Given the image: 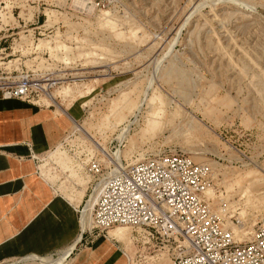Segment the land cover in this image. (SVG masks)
<instances>
[{"label":"rangeland","instance_id":"rangeland-1","mask_svg":"<svg viewBox=\"0 0 264 264\" xmlns=\"http://www.w3.org/2000/svg\"><path fill=\"white\" fill-rule=\"evenodd\" d=\"M3 104L57 122L37 176L53 197L86 195L84 224L94 181L79 167L175 150L210 166L229 226L264 223V0H0ZM121 229L95 240L128 264H170L166 244Z\"/></svg>","mask_w":264,"mask_h":264},{"label":"built area","instance_id":"built-area-1","mask_svg":"<svg viewBox=\"0 0 264 264\" xmlns=\"http://www.w3.org/2000/svg\"><path fill=\"white\" fill-rule=\"evenodd\" d=\"M85 165L78 170L92 176L97 201L84 231L131 228L147 243L166 244L170 264H264V223L245 237L242 221L229 226L217 214L207 194L209 165L176 150L132 164L110 161L106 167L94 159Z\"/></svg>","mask_w":264,"mask_h":264},{"label":"crops","instance_id":"crops-1","mask_svg":"<svg viewBox=\"0 0 264 264\" xmlns=\"http://www.w3.org/2000/svg\"><path fill=\"white\" fill-rule=\"evenodd\" d=\"M55 124L46 112L0 108V264H128L110 239L95 240V232L83 230L86 195L53 197L39 180L37 144L54 139Z\"/></svg>","mask_w":264,"mask_h":264},{"label":"bare ground","instance_id":"bare-ground-1","mask_svg":"<svg viewBox=\"0 0 264 264\" xmlns=\"http://www.w3.org/2000/svg\"><path fill=\"white\" fill-rule=\"evenodd\" d=\"M75 122V121H74ZM78 125V124H77ZM82 132H83V129H80ZM85 133V132H84ZM87 136V135H86ZM88 138H89V136H87ZM91 140V139H90ZM93 142V141H92ZM109 161H111L112 163H115L116 164V162H118V161H115V160H111V159H109ZM120 162V161H119ZM118 162V163H119ZM208 194V193H207ZM96 201H97V195H95L93 198H92V201H91V208H90V216H89V220L87 221V224H86V220H85V224H86V226L85 227H91V220H90V218H91V213L93 212V210H94V206H95V203H96ZM89 204V203H88ZM83 221V220H82ZM84 226H83V224H82V228L84 229L85 228ZM121 228H123V227H118V228H116V229H118L117 231H115L113 234H112V236H113V238L114 239H116V240H120V237L121 236H123L124 235V231H122V229ZM113 230H115V229H110V231H108L109 232V236L111 237V232L113 231ZM233 230H235V228H233ZM236 231V230H235ZM237 232V231H236ZM66 261V260H65Z\"/></svg>","mask_w":264,"mask_h":264}]
</instances>
